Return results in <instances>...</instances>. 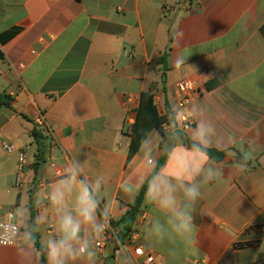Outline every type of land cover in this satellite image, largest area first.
<instances>
[{
    "label": "crops",
    "instance_id": "0c3cea01",
    "mask_svg": "<svg viewBox=\"0 0 264 264\" xmlns=\"http://www.w3.org/2000/svg\"><path fill=\"white\" fill-rule=\"evenodd\" d=\"M185 78L199 93L176 110L175 84ZM146 91L159 115L174 114V125L152 129L127 161ZM181 113L191 122L186 131ZM33 129L45 136L35 170ZM184 138L223 157L185 153L192 143ZM4 143L26 154L19 188L17 152H4ZM173 150L194 155L214 178L201 183L196 243L187 248L152 234L163 216L143 195L135 217L148 219L141 241L155 264H264V0H0V207L26 211L23 222L19 214L26 244L0 247V264H40L26 232L30 215L49 264L47 245L60 236L51 193L70 187L64 210L75 215L81 180L99 181L96 216L110 215L121 229L144 183L175 172ZM80 236L94 255L67 264H141L96 251L88 225Z\"/></svg>",
    "mask_w": 264,
    "mask_h": 264
},
{
    "label": "clouds",
    "instance_id": "9594fccd",
    "mask_svg": "<svg viewBox=\"0 0 264 264\" xmlns=\"http://www.w3.org/2000/svg\"><path fill=\"white\" fill-rule=\"evenodd\" d=\"M208 136V133H203ZM192 143V142H190ZM199 142L192 143V147L184 148L185 153L195 154L202 151ZM170 157L175 162V172H158L152 176L144 188V195L158 209L163 216V222L156 219L151 225V232L157 238L179 241L185 248L196 243L198 226L195 224V205L201 197V183L212 181L214 173L199 164L195 156L189 159L187 155H178L173 150ZM203 174V180L197 182L196 178ZM101 187L99 181L95 187L81 180L76 195L74 212L65 211V199L71 188H57L50 196L51 203L58 212V239L49 241L47 253L49 264H67V261L77 256L94 255L88 242L81 239L84 225H88L94 232L103 233L110 226V221L98 220L96 210L98 202L95 191ZM131 190V189H129ZM3 230L0 229V232Z\"/></svg>",
    "mask_w": 264,
    "mask_h": 264
},
{
    "label": "built area",
    "instance_id": "2783aa9c",
    "mask_svg": "<svg viewBox=\"0 0 264 264\" xmlns=\"http://www.w3.org/2000/svg\"><path fill=\"white\" fill-rule=\"evenodd\" d=\"M175 88L178 92V99L176 101V110H182L187 102L199 93L198 86L193 79H182L176 82ZM178 121L182 131H186L191 127V122L184 113L178 115ZM35 123L42 125V120L37 118ZM163 130H168L167 124L162 125ZM2 149L6 153L17 152V166L15 172L14 186L19 188L22 185L25 167L26 154L18 151L9 143L2 144ZM19 215L14 209H9L1 212L0 209V247H12L26 244L19 224ZM101 221H110V226L107 227L103 233L94 232L93 246L96 251L103 253L108 251L114 258L115 263L120 256L125 260L131 258L139 259L141 264H155V255L145 249L141 241V228L146 226L149 222L147 217L141 213L135 217L134 225L128 231L118 229L113 222L110 215H102Z\"/></svg>",
    "mask_w": 264,
    "mask_h": 264
},
{
    "label": "trees",
    "instance_id": "16d2710c",
    "mask_svg": "<svg viewBox=\"0 0 264 264\" xmlns=\"http://www.w3.org/2000/svg\"><path fill=\"white\" fill-rule=\"evenodd\" d=\"M211 85H207V88H210ZM167 109V108H166ZM174 121V114L171 112H166L165 115H159L156 105L154 104L153 94L149 91L142 92L139 96L138 107L136 110L135 120L129 134L130 141H129V148L127 153V161L137 152L141 144L144 142L146 137L148 136L149 132L152 129H157L162 131V125L167 124L171 127L170 123ZM31 137L33 139V143L35 144L36 153H35V160L32 164L33 169H37L38 164L42 161V154L44 149V140L45 136L33 129L31 131ZM202 151L204 154L212 160H220L223 157L222 151H216L213 149L202 147ZM168 152V148L163 149V153L157 163L156 170L164 163L166 159V155ZM241 159H244L242 155H238ZM147 187V181L142 186L134 204L130 206V208L126 211L123 218L120 221L122 231H128L134 221L135 215L138 212L139 205L143 199L144 195V188ZM33 200L32 192H30V205L29 208L31 209V204ZM33 218L30 215L28 219V223L26 226V232L29 234V239L32 241L34 247L40 251V264H45V258L42 254V250L38 245L37 238L34 235L32 228H33Z\"/></svg>",
    "mask_w": 264,
    "mask_h": 264
},
{
    "label": "rangeland",
    "instance_id": "374dc122",
    "mask_svg": "<svg viewBox=\"0 0 264 264\" xmlns=\"http://www.w3.org/2000/svg\"><path fill=\"white\" fill-rule=\"evenodd\" d=\"M0 209H1V212H5V211L9 210V208H6V207H0ZM15 212L17 213V215L20 214L22 222L25 221L26 211H23V208H18Z\"/></svg>",
    "mask_w": 264,
    "mask_h": 264
},
{
    "label": "water",
    "instance_id": "95a60500",
    "mask_svg": "<svg viewBox=\"0 0 264 264\" xmlns=\"http://www.w3.org/2000/svg\"><path fill=\"white\" fill-rule=\"evenodd\" d=\"M170 125H171V126L174 125V122H171ZM184 140H185V143H187V144H191V143H190L191 141H190L188 138H184Z\"/></svg>",
    "mask_w": 264,
    "mask_h": 264
}]
</instances>
